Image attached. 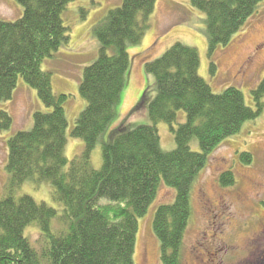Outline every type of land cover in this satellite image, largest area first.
Segmentation results:
<instances>
[{
	"label": "trees",
	"instance_id": "trees-1",
	"mask_svg": "<svg viewBox=\"0 0 264 264\" xmlns=\"http://www.w3.org/2000/svg\"><path fill=\"white\" fill-rule=\"evenodd\" d=\"M16 1L23 7L21 16L0 19V101L12 98L22 78L49 110L35 111L29 130L7 138L9 181L0 198V264H134L138 217L147 211L160 182L174 188L175 196L172 202L157 205L153 215L159 260L180 264L192 184L212 151L260 114L264 78L251 91L254 108L235 87L214 93L198 75V50L177 41L144 64L153 78L154 94L148 97V86L136 108L146 100L150 123L119 121L113 126L130 69L128 48L142 41L156 3L121 0L92 27L100 47L97 58L83 69L78 92L86 105L70 132L84 146L69 160L63 106L67 95L52 92L51 74L41 64L68 44L70 35L61 15L73 0ZM262 1L190 0L203 15L209 56L230 40ZM214 66L211 62V71ZM180 111L185 114L183 122H177ZM159 121L166 122L174 136L170 151L161 148ZM11 124L9 113L0 109V131ZM193 138L197 151L190 147ZM99 143L102 163L96 169L91 154ZM240 157L249 163L251 154L243 152ZM42 181L50 183L52 200L60 208L30 195H12L24 182ZM218 182L231 186L235 177L227 170ZM55 217L61 227L54 231ZM35 222L39 248L24 235Z\"/></svg>",
	"mask_w": 264,
	"mask_h": 264
},
{
	"label": "rangeland",
	"instance_id": "rangeland-1",
	"mask_svg": "<svg viewBox=\"0 0 264 264\" xmlns=\"http://www.w3.org/2000/svg\"><path fill=\"white\" fill-rule=\"evenodd\" d=\"M121 0H73L62 13L68 28L67 45L46 58L41 68L51 74V89L55 94L67 95L64 110L67 119L65 147L70 160L84 146L81 139L70 132L75 119L86 105L78 92L83 69L98 56L100 43L92 32L93 25ZM23 7L16 0H0V19L13 21L21 16ZM84 15V17H83ZM193 46L199 53L198 75L214 93L235 87L243 94L246 104L254 108L251 91L264 78V1L256 12L224 44L208 54L203 15L191 7L190 0H156L149 17V27L139 44L128 48L130 69L126 85L117 106L113 126L119 121L133 125L150 123L146 100L140 106L143 91L150 86L148 97L154 94L153 78L146 74L144 64L159 57L174 42ZM214 63L213 71L210 63ZM260 114L242 124L240 130L226 138L209 156L205 167L195 178L190 192L191 214L184 234L180 264H264V95ZM0 109L9 113L11 127L0 131V198L6 194L9 173L6 170L7 138L19 130H29L35 111L49 110L38 98L36 90L18 78L12 98L0 101ZM185 114L178 113L177 122ZM156 128L162 150L175 147L174 136L166 122ZM107 133L103 140H107ZM192 150H199L197 139L190 141ZM249 152L251 159H241ZM102 163L100 143L91 154V166L98 169ZM230 170L235 183L222 186L219 175ZM30 195L35 201H44L60 208L52 200L49 182H24L15 187L12 195ZM175 189L160 182L156 196L144 215L138 217L134 248V264H160L159 241L152 220L157 205L174 200ZM61 227L57 217L51 220V229ZM33 247L39 248L40 231L37 223L24 230Z\"/></svg>",
	"mask_w": 264,
	"mask_h": 264
}]
</instances>
